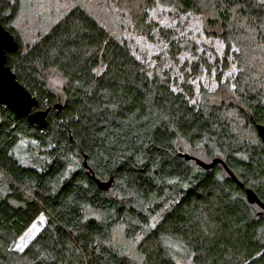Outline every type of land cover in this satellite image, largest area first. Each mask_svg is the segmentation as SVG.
Wrapping results in <instances>:
<instances>
[{
  "label": "trees",
  "instance_id": "16d2710c",
  "mask_svg": "<svg viewBox=\"0 0 264 264\" xmlns=\"http://www.w3.org/2000/svg\"><path fill=\"white\" fill-rule=\"evenodd\" d=\"M112 1L125 30L168 47L150 53L81 4L24 45L20 0H0L18 41L6 65L35 109H49L41 127L0 102V264H264V209L246 195L264 201V0ZM158 8L202 18L226 55L211 46V63L181 27L151 16ZM230 56L235 77L197 97L190 80L214 64L224 72ZM50 71L64 78L57 92ZM181 154L221 158L244 186L222 163L205 169ZM41 214L42 229L14 248Z\"/></svg>",
  "mask_w": 264,
  "mask_h": 264
},
{
  "label": "rangeland",
  "instance_id": "374dc122",
  "mask_svg": "<svg viewBox=\"0 0 264 264\" xmlns=\"http://www.w3.org/2000/svg\"><path fill=\"white\" fill-rule=\"evenodd\" d=\"M74 4H81L88 8L101 22H103L109 29L117 30L124 35L134 36V38L140 43L143 49L148 50L150 53H159L168 47V44L161 45L160 42H150L142 38L140 33L131 32L125 30L119 22L122 19L119 17L118 8L115 6L112 0H20V10L13 22L14 29L17 31V35L20 37L22 44L33 43L61 17L64 11L73 6ZM164 12L163 8L152 11L151 16L165 26H178L181 27L179 30L183 35L195 39L196 42L204 46L200 48L202 54L208 56L211 63L215 62L216 57L211 52L210 47L212 46L221 58L225 54V44L222 39L217 37H211L205 32L206 21L198 16L180 17V18H169ZM131 17H127V20L123 22H129ZM157 33V32H155ZM184 55L186 58L193 60L191 54H182L180 56L179 63H183ZM230 64L223 72L222 69L218 70L215 64L212 66L209 72L205 67H202L201 72L194 78H192L191 85L195 88V94L197 97H201L203 90L214 91L221 90V82L230 80L235 77L238 72V65L235 61H232L230 56ZM220 64V62H219ZM180 73V72H179ZM218 73H222V78L217 79ZM220 80V81H219ZM64 78L57 72L50 71L48 73V84L54 91H59L63 84ZM240 128L242 127L239 126ZM243 130V128H242ZM29 141L22 140L16 145V152L20 153V156L28 155V151L25 150L31 148ZM33 146L35 143H31ZM46 222V216L44 214L39 217L30 225V227L16 239L14 248L23 250L28 243L37 235L42 229ZM123 229L117 228L114 236L115 241L126 245V239L123 238ZM134 244V243H133ZM132 246V243H130Z\"/></svg>",
  "mask_w": 264,
  "mask_h": 264
},
{
  "label": "water",
  "instance_id": "95a60500",
  "mask_svg": "<svg viewBox=\"0 0 264 264\" xmlns=\"http://www.w3.org/2000/svg\"><path fill=\"white\" fill-rule=\"evenodd\" d=\"M18 48V41L14 35L0 23V102L8 106L15 114L26 116L28 120L41 127L47 126V110L35 109L38 105V97L32 94L19 80L13 70L6 65L7 53L14 52ZM258 133L264 144V124L257 125ZM186 159H194L198 165L205 169L213 167L216 163H222L230 175L243 187L235 174L221 158H215L211 162L203 161L189 154H181ZM85 165L87 166L86 162ZM94 179L95 175L92 174ZM102 188H108L110 182H103L96 179ZM247 200L250 203H257L264 209V201L259 198L252 188L246 189Z\"/></svg>",
  "mask_w": 264,
  "mask_h": 264
}]
</instances>
